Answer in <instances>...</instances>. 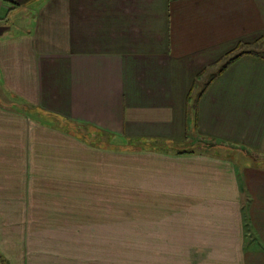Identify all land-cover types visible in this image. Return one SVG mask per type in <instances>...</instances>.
I'll use <instances>...</instances> for the list:
<instances>
[{"label":"crops","instance_id":"1","mask_svg":"<svg viewBox=\"0 0 264 264\" xmlns=\"http://www.w3.org/2000/svg\"><path fill=\"white\" fill-rule=\"evenodd\" d=\"M240 46L264 0H0V264H264Z\"/></svg>","mask_w":264,"mask_h":264},{"label":"rangeland","instance_id":"2","mask_svg":"<svg viewBox=\"0 0 264 264\" xmlns=\"http://www.w3.org/2000/svg\"><path fill=\"white\" fill-rule=\"evenodd\" d=\"M13 14H11V15H9V16H7L6 17V22L8 23L9 21L11 22V20L12 21H15L14 19H13ZM259 51V52H262L263 50H264V48H259V47H257V46H240V48L238 49V50H236L235 52H232L230 55H232V57L236 54V53H238V52H240V51ZM74 129V128H73ZM72 129V130H73ZM206 144H208V146H211L212 144H211V142H206ZM232 157H234V159L235 160H237V161H242V160H245L246 159V156L245 155H237V154H233V156ZM261 162H264V161H259V163H261Z\"/></svg>","mask_w":264,"mask_h":264},{"label":"trees","instance_id":"3","mask_svg":"<svg viewBox=\"0 0 264 264\" xmlns=\"http://www.w3.org/2000/svg\"><path fill=\"white\" fill-rule=\"evenodd\" d=\"M244 55H255L257 57L260 58H264V50L262 52L259 51H240L238 53H236L233 57L229 58L228 60H226V62L224 63V65L221 67V70H223L227 65H229L230 63H232L233 61H235L236 59L244 56Z\"/></svg>","mask_w":264,"mask_h":264}]
</instances>
